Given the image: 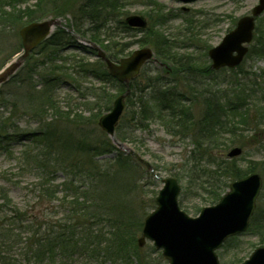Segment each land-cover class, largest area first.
<instances>
[{"label": "rangeland", "instance_id": "374dc122", "mask_svg": "<svg viewBox=\"0 0 264 264\" xmlns=\"http://www.w3.org/2000/svg\"><path fill=\"white\" fill-rule=\"evenodd\" d=\"M43 1L49 3L48 9H45L47 11L37 6L40 0H0V13L21 9L15 20L10 21L11 23L4 21V26H0V68L20 56L16 54L21 47V37L17 27L28 21L30 17L50 14L48 18L56 19L59 25L69 26L73 23V26L67 28L68 43L61 50L50 55L45 53L35 56L31 68H26L19 76L0 87L2 88L0 91V204L3 200L1 193L5 189L20 207L31 208L34 203L39 202L40 206L36 212L40 216L47 217L44 222L59 219L62 209L59 207V201L48 204L49 201L42 200L41 195L34 190L35 184L40 181L55 184L64 181L65 176L61 171L51 173L49 164L56 155L55 158L50 157L44 167L31 157L37 152L43 157L42 152L46 153L45 149L62 151L64 159L71 162L79 161L82 169L92 168L90 170L92 177L87 179L94 185L98 181L99 195L103 200L107 199L108 207L110 205L114 207L116 222L122 220L124 223L121 227L124 229L126 226L130 229L132 234L129 235L128 242L130 243L132 239L136 240L138 249L131 248L132 256L137 250L144 259L141 264H169L162 248H157L152 240L147 238L142 246L138 242L143 236L145 218L157 207L156 197L164 184L163 179L178 172L182 177L179 181L181 187L186 184L187 173L184 172V165L190 164L187 161V154H190L189 151L194 145L190 138L181 139L168 134L166 126L157 120L148 121V128H134V123L130 121L131 109H128L127 101L116 128V136L110 137L99 126V118L110 110L96 116L98 104L102 100H99V96L96 99L92 94L98 88L102 89L100 92L106 89L114 95L113 106L115 98L120 93L117 86L106 85L93 76V70L99 73L107 69L106 63L102 62L96 51L86 52L76 46L85 45V40H90L92 32L89 31L91 24L87 16L78 13V7L84 0ZM258 2L259 0H197L185 4L179 0H127L124 6L118 9L116 15L109 17L111 30L116 31L114 41L117 43L115 46L109 43L114 56V59H110L118 60L121 55L117 51L132 39L136 43L132 44L122 56L144 46L140 43V39L145 36L144 33L133 31L132 37L127 36L121 32L118 22L137 14L148 19L149 24L160 33L161 41L166 39L172 45L170 46L172 57H182V59L189 57L188 61L191 63L210 66L212 60L208 56V49L220 43L225 34L234 28L237 19L250 13ZM29 12L32 15H28ZM255 36H260L261 40L257 41V44L254 43L252 52L243 62V69L240 70H244L246 75L238 76L237 79L238 82L240 80L244 83L248 82V88L255 89V102L249 107L250 109L248 108L246 114L249 124L241 127L243 130L240 134V143L236 142L217 156L220 159L232 160L227 156L229 150L233 147H241L242 153L234 158H236L235 164L242 171L252 166L251 161L256 166L264 161V48L262 47L264 13L257 19ZM106 37L103 29L101 39ZM147 46H151L156 51L151 44ZM33 66H37V69L31 71ZM148 66L154 67L153 64ZM235 72L236 70L222 72L220 76H216L217 82L222 83V79H225L230 84L231 78L236 76ZM210 84L212 86L214 82ZM48 97H52L54 101V107L50 110L45 107L43 109L41 105ZM38 111L40 114H36ZM67 113H71L69 118L66 117ZM77 122L82 126L78 127ZM43 132L46 133L45 136H41ZM120 134H125L130 139H120ZM12 135L16 137L7 138ZM34 136L38 142L22 140ZM92 146L97 148L92 150L90 149ZM112 147H114L112 152L95 157L97 153ZM25 150L28 151L25 153ZM117 151L122 153L121 160L117 159ZM138 157L148 162L151 169L140 162ZM256 172L263 177V187L257 197L255 210L257 208L264 210V172L260 167ZM79 176L77 174V177ZM76 179L78 185H86V180ZM229 190L230 186L222 196ZM217 203L218 201L203 203L199 197L191 194L184 196L182 191L179 196L180 208L191 217L198 216L202 208ZM103 223L107 227H102L104 233L102 238H111L112 227L109 222L103 221ZM105 230H109L110 233L105 235L107 232ZM235 237L230 242V246L227 245L228 250L224 249L225 242L217 252L221 264H231L233 259L242 264L255 249L264 246L258 234L245 232ZM16 256L19 257L17 263L22 264L21 255ZM106 259L100 257L98 261L91 263L87 261L86 255L78 254L66 260L65 264H137L135 257L132 259L125 257L117 263Z\"/></svg>", "mask_w": 264, "mask_h": 264}, {"label": "trees", "instance_id": "16d2710c", "mask_svg": "<svg viewBox=\"0 0 264 264\" xmlns=\"http://www.w3.org/2000/svg\"><path fill=\"white\" fill-rule=\"evenodd\" d=\"M45 2L40 0L37 6L44 8V10L48 9L49 3ZM126 2L127 0H84L78 7V13L87 16L91 24L90 28L88 27L89 31H92L90 41L103 47L108 57L112 59L114 56L110 44L115 46L117 43L114 41L116 31L111 30L112 24L109 17L116 15L118 9L124 6ZM18 12H21V9L2 11L0 13V26H4V21L15 20ZM30 12L28 15H32ZM47 15L30 17L28 21L17 27V31L24 24ZM118 22L121 32L127 36L132 37L131 32L133 31L144 33L145 36L140 39V43L154 46L156 56H158L156 58L165 65L162 68L157 67V65L151 67L148 64L153 62L150 61L143 67L140 75L129 83L128 87L125 83H120L112 77L107 69L99 73L93 70V76L99 78L106 85L117 86L120 94L129 89L126 101L128 109H131V111L129 110L131 112L130 121L134 123V128H148V121L157 120L166 126L168 134L178 136L181 139L190 138L194 147L189 151L190 154H187V161L190 164L184 165V172L187 173V182L182 186L184 196L191 194L199 197L203 203H215L219 201L232 181L256 171L258 167L264 172V161L260 162L259 166L251 161L252 166L242 171L235 164L236 158L227 160L217 157L224 153L223 151H227L231 145L236 142L240 143V134L243 130L241 127H246L249 124L246 114L256 99L255 89L253 87L248 88V82L244 83L241 80L238 82L237 80L238 76L244 77L246 75L244 70H240L243 69V63L234 69L215 71L210 66L204 67L199 63H191L188 61L189 57L185 59L182 57L174 58L170 50L172 45L166 39L162 41L159 39L161 35L152 24H149L146 29H138L128 26L124 20ZM71 25L73 26V23ZM103 29L107 36L106 39H101ZM67 34L66 28L58 27L49 38L31 52L23 70L10 81L19 76L26 68H31L35 56L45 53L50 55L61 50L68 43ZM259 40H261L260 36L255 37L247 55L252 52L254 43L257 44ZM134 43H136L134 39L124 43L117 53L122 56ZM76 46L83 48L86 52L93 50L88 45L79 44ZM262 47L264 48V43H262ZM21 50L22 44L19 51ZM259 54L261 55V53ZM36 69L37 66H33L31 71ZM235 70L236 76L231 78L230 84L225 79H222V83L217 82L216 76H220L225 71L233 72ZM212 82L214 84L211 86L210 83ZM100 91L102 89L98 88L92 94L96 99L99 96V100H102L98 104L96 116L110 110L114 98V95L106 89L103 92ZM53 103V98L48 97L41 105L43 109L45 107V109L50 110L54 107ZM36 114H40L39 111ZM67 114L66 117L69 118L71 113ZM259 116L262 118L261 114ZM72 121L76 122L73 119ZM76 125L82 126L80 122H77ZM45 135V132L41 133V136ZM13 137L16 136L12 135L7 138L12 139ZM120 139L129 140L130 138L125 134H120ZM22 140L34 142L37 138L34 136ZM241 145L243 144L241 143ZM96 148L95 146L90 147L92 150ZM112 149L114 147L107 148L103 152L97 153L95 157L110 153ZM45 151L46 153L42 152L43 157L37 152L31 158L35 162L43 164L42 167H44L49 158L56 155V158L54 157L55 159L49 164L52 171L50 172L61 171L65 176L64 181L59 184L40 181L35 184L34 190L41 195L42 200L49 201L48 204L58 200L59 207L62 208L60 210L61 217L56 221L51 220L52 222H49L46 220L44 222L43 220L47 217L40 216L36 212L40 206L39 202L34 203L31 208L20 207L3 189L1 193L3 200L0 204V264H19L17 263L19 257L16 256L19 254L25 264H65L66 260L72 259L78 254L86 255L87 261L91 263L98 261L100 257L116 263L125 257L128 259L135 257L136 263L141 264L144 259L137 250L132 256L131 248L136 247L138 249V247L135 244V239H132L130 243L128 242L129 235L132 234L130 229L125 225L124 229L121 227L124 223L122 220L116 222L114 207L111 205L108 207L107 199L103 200L99 195L98 181L94 185L88 180L92 168L82 169V164L79 161L71 162L64 159L62 151L58 152L54 149H45ZM27 156L29 158V155ZM122 158V153L117 151V159L121 160ZM77 174L80 176L77 177ZM173 175L179 181L182 180L178 172L173 173ZM76 178L86 180V185H78ZM106 187L108 188L107 185ZM105 192L107 193V190ZM102 220L109 222L108 224L112 227L111 238H102L104 235L102 227H107ZM247 232L258 234L260 241L264 244V210L258 208L255 210ZM107 233H110L109 230L105 232V235ZM235 238L232 237L226 241L225 250H228L227 245L230 246V242ZM231 264L240 263L233 259Z\"/></svg>", "mask_w": 264, "mask_h": 264}, {"label": "water", "instance_id": "95a60500", "mask_svg": "<svg viewBox=\"0 0 264 264\" xmlns=\"http://www.w3.org/2000/svg\"><path fill=\"white\" fill-rule=\"evenodd\" d=\"M179 1L191 3L196 0ZM263 12L264 0H259L251 14L241 16L235 28L218 45L209 49L213 69L234 68L241 64L254 37L256 18ZM126 22L133 27L147 26L145 17L137 14L128 16ZM54 23L53 20L32 23L21 30L27 51L49 33ZM152 54L150 48H139L115 62L106 58L102 50L99 53L106 60L110 74L126 83L139 74ZM21 60L0 73V83L19 66ZM125 96H118L113 108L99 119L100 127L111 137L115 136L116 125L125 108ZM241 153L242 148L234 147L228 156L235 157ZM146 164L151 168L149 163ZM164 183L156 198L157 208L145 218L139 244L143 245L147 238L154 241L157 248L163 249L169 264H221L216 251L227 238L248 229L263 179L259 173H251L232 182L230 190L219 202L204 207L197 217H191L180 208L178 197L181 186L178 180L167 177ZM242 264H264V246L257 248Z\"/></svg>", "mask_w": 264, "mask_h": 264}, {"label": "bare ground", "instance_id": "6f19581e", "mask_svg": "<svg viewBox=\"0 0 264 264\" xmlns=\"http://www.w3.org/2000/svg\"><path fill=\"white\" fill-rule=\"evenodd\" d=\"M54 32H55V31H54ZM54 32H53V33H54Z\"/></svg>", "mask_w": 264, "mask_h": 264}]
</instances>
